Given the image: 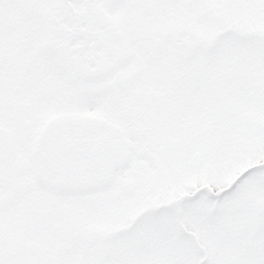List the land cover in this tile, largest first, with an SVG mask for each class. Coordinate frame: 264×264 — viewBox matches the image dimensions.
<instances>
[{"label":"snow or ice","instance_id":"1","mask_svg":"<svg viewBox=\"0 0 264 264\" xmlns=\"http://www.w3.org/2000/svg\"><path fill=\"white\" fill-rule=\"evenodd\" d=\"M0 264H264V0H0Z\"/></svg>","mask_w":264,"mask_h":264}]
</instances>
